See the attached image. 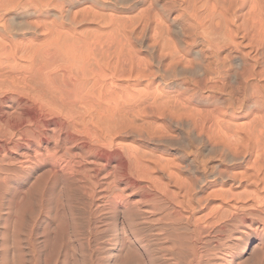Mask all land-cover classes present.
I'll return each mask as SVG.
<instances>
[{
  "label": "bare ground",
  "instance_id": "obj_1",
  "mask_svg": "<svg viewBox=\"0 0 264 264\" xmlns=\"http://www.w3.org/2000/svg\"><path fill=\"white\" fill-rule=\"evenodd\" d=\"M165 1L0 0V194L35 174L112 217L111 250L148 252V224L190 263L225 232L238 264L264 245V0ZM24 192L0 215L2 264L34 250Z\"/></svg>",
  "mask_w": 264,
  "mask_h": 264
},
{
  "label": "rangeland",
  "instance_id": "obj_2",
  "mask_svg": "<svg viewBox=\"0 0 264 264\" xmlns=\"http://www.w3.org/2000/svg\"><path fill=\"white\" fill-rule=\"evenodd\" d=\"M164 1L165 0H162L163 4H165L166 2ZM174 13L177 14V12H174ZM176 14H172V16H175ZM127 141L128 143H131V142L133 143L132 139H129ZM145 146H147L149 149H154V150L160 149L158 151H161V152L166 150V149L163 150L162 146L152 145L148 143H145ZM166 153H172V151L168 148V151H166ZM19 174L22 175L23 173L21 172ZM34 175L30 177L22 176V178H20V176L17 177V175L15 176L13 173L10 174L9 190L8 191L3 190L1 192V194L4 195V201L2 200L3 195L0 194L1 195L0 215L3 216L6 210L5 202L7 201L9 197L7 195L9 193H13V191H16L17 189L26 191L24 192L25 194L23 195L24 199L22 203L21 213L25 216L27 222L31 221L33 222V224L36 223V227H34V231L36 232L37 230V232L36 233L34 232V235L32 236L34 250L30 248V245L27 241L24 242V252L26 253L24 255L25 264H34V261H33L34 253H35L34 254L35 257H40L41 255L39 262L36 261L37 264H46V261L49 262L47 264H63L65 259H67L70 264H172L173 263V260L171 261V259L167 256L166 251H163L162 249H160L161 246L163 247L162 244L165 245L164 242L166 240H164V236H161L162 233L160 231L155 232V229L148 224H143V228H142V234L145 236L144 238L146 239V242H148L151 245L150 250H148V252H143L140 245L136 243L134 244L132 242V239L130 238L131 237L130 235H129V238L131 239V241H129V243L127 244L128 246L126 245V247L127 248L132 247V249H136V253H133L129 250L125 251V249L119 251L121 253L117 252L118 250L117 251L111 250L110 247L113 245H116L117 242L112 241L111 243L113 244H110L109 241H110V238L112 237H110L109 233H107L104 229L106 228V226H108V222L112 219V217H109V215L106 214V216H102L96 219L91 214L90 206L87 203L89 199L87 200L86 195H84L82 192H80L79 190L75 191L73 190L74 188H71L69 191H67L68 193L66 192V196H65L63 194L65 193V191L63 190L60 191V188H59L60 185H52V184L45 185L43 182H41V179H39L40 177H35L36 175L35 176ZM34 178L37 179V181ZM29 183H32V184H29ZM27 187L28 188L31 187L32 189L33 188L34 189L30 191L29 189L31 188L27 189ZM39 187L41 189H39ZM27 190H28V193H27ZM26 193L29 194L28 197H26L27 196ZM81 194L83 195V197ZM56 199L59 200L60 202L57 201ZM81 200L83 202H80ZM28 201L30 204L28 203ZM51 202L53 205L51 204ZM56 202L60 204L56 205L57 204ZM50 204L51 206H49ZM41 206L43 207V210L45 211L42 210ZM56 206L58 209L56 208ZM30 210L32 211L30 212ZM89 212H90L91 218L89 216ZM48 215L51 218H47ZM2 216H0V221H1ZM45 223H48L50 225L48 226L49 231L48 229H46ZM0 225H1L0 226V243L2 244V238H1L2 223ZM130 229L131 228L128 227V230ZM45 230L47 234H42V231H45ZM39 233L41 234L39 235ZM228 236L229 234H226L224 232V233H218L210 237L204 238V241H205L203 244L204 250L202 249V252L204 253L203 254L196 253L195 256L190 257V261H189L190 263L183 262L184 260H182L181 264H197V263L198 264H226L224 262V258H228L230 253L239 252L238 251L239 249L234 250V252H232V250L231 252H229L230 251L229 242L231 241V239L229 240ZM10 239L11 241H13L12 237ZM38 242H41V243L39 244ZM245 242L246 241L242 243L243 244L241 247L242 253L237 259V261L238 260L240 261V262L238 261V264H261L264 245H260L259 243H256V242H252L250 245H246ZM1 244H0V253H1L0 254V264L3 263V260H2L3 250H2ZM45 244H47V246ZM198 245H200V243ZM200 246L202 247V245ZM118 248L119 246L116 249ZM195 251L196 249L194 250V252ZM45 254L46 255L48 254L47 259H46Z\"/></svg>",
  "mask_w": 264,
  "mask_h": 264
}]
</instances>
